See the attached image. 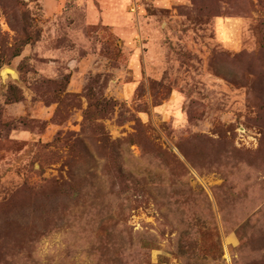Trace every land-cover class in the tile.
<instances>
[{"label": "rangeland", "instance_id": "374dc122", "mask_svg": "<svg viewBox=\"0 0 264 264\" xmlns=\"http://www.w3.org/2000/svg\"><path fill=\"white\" fill-rule=\"evenodd\" d=\"M0 264H264V0H0Z\"/></svg>", "mask_w": 264, "mask_h": 264}, {"label": "crops", "instance_id": "0c3cea01", "mask_svg": "<svg viewBox=\"0 0 264 264\" xmlns=\"http://www.w3.org/2000/svg\"><path fill=\"white\" fill-rule=\"evenodd\" d=\"M223 27H222V25H221V29H222ZM223 30V29H222Z\"/></svg>", "mask_w": 264, "mask_h": 264}, {"label": "trees", "instance_id": "16d2710c", "mask_svg": "<svg viewBox=\"0 0 264 264\" xmlns=\"http://www.w3.org/2000/svg\"><path fill=\"white\" fill-rule=\"evenodd\" d=\"M19 54L17 53L16 56H18Z\"/></svg>", "mask_w": 264, "mask_h": 264}, {"label": "bare ground", "instance_id": "6f19581e", "mask_svg": "<svg viewBox=\"0 0 264 264\" xmlns=\"http://www.w3.org/2000/svg\"><path fill=\"white\" fill-rule=\"evenodd\" d=\"M6 72H4V75H5Z\"/></svg>", "mask_w": 264, "mask_h": 264}]
</instances>
